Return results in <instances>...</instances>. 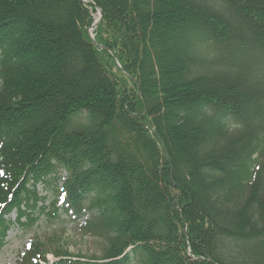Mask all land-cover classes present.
Segmentation results:
<instances>
[{
	"label": "trees",
	"instance_id": "trees-1",
	"mask_svg": "<svg viewBox=\"0 0 264 264\" xmlns=\"http://www.w3.org/2000/svg\"><path fill=\"white\" fill-rule=\"evenodd\" d=\"M89 1L0 0V250L87 215L101 256L17 264H264V0Z\"/></svg>",
	"mask_w": 264,
	"mask_h": 264
},
{
	"label": "rangeland",
	"instance_id": "rangeland-1",
	"mask_svg": "<svg viewBox=\"0 0 264 264\" xmlns=\"http://www.w3.org/2000/svg\"><path fill=\"white\" fill-rule=\"evenodd\" d=\"M92 16L94 19L98 16L97 9L92 12ZM87 217L84 215L73 222L64 216L50 219L49 216L42 215L32 227L15 226L9 231L7 243L0 250V264H17L25 249L37 241L49 251L46 256L50 260L55 259L54 253L58 251L86 257L101 256L105 241L85 230Z\"/></svg>",
	"mask_w": 264,
	"mask_h": 264
},
{
	"label": "water",
	"instance_id": "water-1",
	"mask_svg": "<svg viewBox=\"0 0 264 264\" xmlns=\"http://www.w3.org/2000/svg\"><path fill=\"white\" fill-rule=\"evenodd\" d=\"M101 15H102V13H101V11L99 10V16H98V18L94 21V23H93V25H92V27H91V30L88 31V33H89L91 39H93V35L91 34V31L96 27V25H97L98 22L100 21V19H101ZM97 46L101 47L100 45H97Z\"/></svg>",
	"mask_w": 264,
	"mask_h": 264
}]
</instances>
